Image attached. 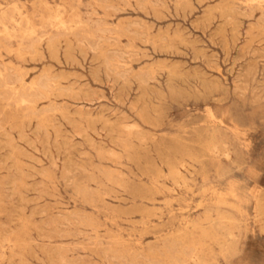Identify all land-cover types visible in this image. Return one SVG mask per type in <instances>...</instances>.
Returning <instances> with one entry per match:
<instances>
[{
  "label": "rangeland",
  "instance_id": "obj_1",
  "mask_svg": "<svg viewBox=\"0 0 264 264\" xmlns=\"http://www.w3.org/2000/svg\"><path fill=\"white\" fill-rule=\"evenodd\" d=\"M0 264H264V0H0Z\"/></svg>",
  "mask_w": 264,
  "mask_h": 264
},
{
  "label": "bare ground",
  "instance_id": "obj_2",
  "mask_svg": "<svg viewBox=\"0 0 264 264\" xmlns=\"http://www.w3.org/2000/svg\"><path fill=\"white\" fill-rule=\"evenodd\" d=\"M251 1H253V0H250V2ZM262 1V0H261ZM254 3V2H253ZM257 5V4H256ZM4 29V28H3ZM97 32V31H96ZM35 38V37H34ZM60 38V37H59ZM98 41V40H97ZM110 41V40H109ZM144 73V72H143ZM45 75V74H44ZM43 76V75H42ZM106 76V75H105ZM44 78V77H43ZM14 79V78H13ZM18 80V79H17ZM45 80V79H44ZM16 81V80H15ZM140 81V80H139ZM37 82V81H36ZM43 83V82H42ZM2 84H3V82H2ZM3 85H5V84H3ZM9 88V87H8ZM19 88V87H18ZM21 88V87H20ZM24 89V88H23ZM41 89V88H40ZM4 90V89H3ZM43 90H44V88H43ZM21 91V90H20ZM22 93H23V91H21ZM25 92V91H24ZM14 93V92H13ZM21 93V94H22ZM16 94V93H15ZM28 94V93H27ZM38 94V93H37ZM13 95V94H12ZM39 95V94H38ZM16 96V95H15ZM21 101V100H20ZM21 104H22V102H21Z\"/></svg>",
  "mask_w": 264,
  "mask_h": 264
}]
</instances>
